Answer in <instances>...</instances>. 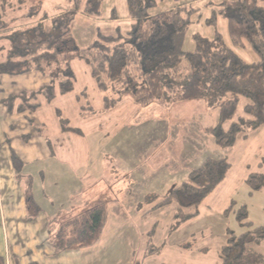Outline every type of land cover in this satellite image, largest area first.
Returning a JSON list of instances; mask_svg holds the SVG:
<instances>
[{"label": "trees", "instance_id": "1", "mask_svg": "<svg viewBox=\"0 0 264 264\" xmlns=\"http://www.w3.org/2000/svg\"><path fill=\"white\" fill-rule=\"evenodd\" d=\"M9 1L4 0L3 4ZM71 1L73 9L52 19L53 26L48 30L38 24L9 32L0 73L16 75L38 71L57 77L56 85L39 90L51 101L56 90L60 94L73 90L70 62L77 58L87 66L98 90L104 93L103 110L116 106L124 98H130L138 106L203 100L207 108L218 109L217 123L207 127L206 132L224 150L231 148L239 135L246 136L264 124V0H221L206 21L214 25L217 17L226 19L232 45L240 48L248 45L256 55L252 62L238 55L218 32L212 38L194 34L193 49L185 50L184 38L197 11L188 1L151 12L162 0H127L133 23L125 36L98 34L87 46L79 47L69 30L72 17L82 4L85 15L99 16L103 0ZM85 95L82 91L76 95V101ZM36 107L37 104L19 109ZM87 108L90 107L80 105L81 110ZM57 113L64 130L80 131L69 126L68 119L62 117L59 110ZM11 162L19 172L22 162L13 152ZM229 167L223 154L206 157L188 173L187 180L173 187L156 207L176 204L173 228L177 227L198 213L199 204L223 180ZM259 167L245 180L250 192L264 189V161ZM26 200L31 218L39 209L30 194ZM234 206L231 201L225 213ZM234 214L244 231L236 234L228 230V240L220 250L221 264H264V256L252 248L264 239V226H253L245 205L238 206ZM106 217L105 201L96 200L49 235L54 252L95 243ZM68 226L69 231H64ZM0 264H3L2 258Z\"/></svg>", "mask_w": 264, "mask_h": 264}, {"label": "rangeland", "instance_id": "2", "mask_svg": "<svg viewBox=\"0 0 264 264\" xmlns=\"http://www.w3.org/2000/svg\"><path fill=\"white\" fill-rule=\"evenodd\" d=\"M43 1L22 0L18 2V0H10L8 3L3 4L4 0H0L2 4V6L0 5V24L7 26L12 22V18H15L18 14H23V12L26 14L28 10L32 16L36 15L38 11L41 15V10H44L48 15H53L61 10H54L53 5L64 4L67 0H45V4ZM185 1L192 0L179 2L177 0L158 1L151 12L169 9ZM220 1L196 0L193 4L189 3L194 8L196 7L197 11L187 29L183 48L185 50L193 49L194 34L212 38L218 32L222 35L225 43L232 47L243 59L246 61L256 59V55L248 45L246 48L232 45L226 19L217 17L214 25L206 22L209 20L212 10L217 8ZM106 2L107 0L101 8L102 17L110 16L113 10L110 7L112 4L118 17L125 15L127 9L125 0H108V5H106ZM77 21L80 22L79 19ZM47 25L52 27V21H49ZM101 26L104 29L102 23ZM248 51L253 53L254 58L249 57ZM70 70L74 77V86L71 92L60 94L56 90V95L51 101H47L41 93L35 94L36 101L40 105L32 115L33 122H27L16 112L8 115L2 103H0V132L4 133L7 129V133L0 134V136L5 135L7 141L9 139L14 140L16 136L21 139V136L28 134V137H30L29 144L32 146L31 151L39 159L35 162H29L24 168L29 169L34 174V195L42 208L45 209V215L53 216L59 213L55 221L60 222L59 225L63 226L80 214L82 208L76 209V206L82 202V196H89L95 179L94 176L88 178L87 175L91 171L94 173L96 169L102 171L105 168L115 167L122 171H131V173L128 171L126 175L123 174L124 176L121 175L117 180L124 181L128 177L132 179V171L135 170L138 164L146 166L141 161L142 156H150L147 162L148 165L153 162L157 163V161L159 163L165 162L166 158L169 164L180 162L178 153L190 154L196 160L204 155L216 157L223 154L230 164V169L228 175L226 174V179L223 180L225 181L223 186L215 194L214 205L208 207L209 204L204 202L198 206V213L189 218L190 221L186 224L188 229L197 231L195 240L190 243V248H194L195 253L189 264H213V258L215 257L213 249L218 239V230L222 226L224 231L227 228V230H232L236 234L244 231V228L235 219L234 210L238 206H246L248 220L253 223L254 227L264 226V189L250 192L245 179H240V173L244 167L249 166V172L260 169L259 163L264 161V133L261 135L256 134L254 138L250 137L246 142L239 141L230 152L231 148L228 150L221 149L214 143L212 136L204 132L205 128L216 124L217 110L210 111L203 100L185 101L183 104L171 103V105L160 107L157 104L138 106L128 98L124 103L103 110L104 93L98 90L87 66L81 60L75 58L70 62ZM45 83L46 80L40 79L33 84V81L27 80L25 77H20L16 83H12L10 78L4 76L0 79L1 88L4 89V91H0V98L2 99L3 96L11 92L16 93L23 89L29 90L27 92L31 93L30 91L38 90ZM81 91H85L86 95L82 96L80 101H76V95H80ZM80 105L90 108L81 110ZM58 110L62 117L68 119V125L79 129L80 132L66 129L60 131ZM38 128H43V132L54 147L56 145L60 146L61 156L58 158L61 159V173L57 171L59 164L53 158L44 155L47 148L46 141L43 144L44 148L41 149L42 146L37 140L39 138ZM164 151L165 153H163ZM161 152L166 158H161ZM42 169L46 174L43 180L37 174V171ZM106 176L110 178V174L107 173ZM112 178L114 180V174ZM98 185L97 183L96 186ZM88 189L89 191H87ZM92 195L94 196V194H91L90 197ZM112 196L114 197L110 194L111 198ZM110 197L105 199L106 205L107 202L109 203ZM228 197L234 201L235 206L233 210L222 214L219 208ZM147 202L149 201L147 200ZM109 205L108 208L106 207L110 217L107 218L109 221L107 229L118 222L112 220L116 216L114 212L116 205ZM117 205L121 211L131 212L133 210L136 212L134 206L137 207V204L129 200H119ZM147 206V210H145L147 213L144 218L128 221L132 237L134 233L139 236L135 239V242L140 241L137 243L136 252L127 253L125 250L123 251V247L120 246L123 237H114L112 241H109L110 238L106 237L95 249L87 250L89 251L87 254L84 253V260H91V264H127L126 261L128 260H132V264H141L139 257L145 246L142 245L141 239L143 237L140 236L142 234L140 227L147 229L156 223L157 232L160 236L173 223L172 217L176 209L174 203L166 204V206L155 211L150 210L149 203ZM138 207L140 209L145 205L141 203ZM189 212H192L191 209ZM59 225L55 228L56 232L61 227ZM64 231H69V226ZM212 235L215 236L212 237ZM160 239L156 237L157 241H160ZM156 240L151 246L149 245L150 248L158 246L159 242ZM126 241H128V238H126ZM252 248L264 256V239L257 244H253ZM205 253L206 256L203 258L202 255ZM130 254H132V257H130Z\"/></svg>", "mask_w": 264, "mask_h": 264}, {"label": "crops", "instance_id": "3", "mask_svg": "<svg viewBox=\"0 0 264 264\" xmlns=\"http://www.w3.org/2000/svg\"><path fill=\"white\" fill-rule=\"evenodd\" d=\"M125 1L127 5V0ZM195 1L196 0L188 2L193 4ZM45 2L46 1L44 0L43 3L45 4ZM107 2L106 5H108ZM43 3L40 6L41 8ZM104 4L105 0H103L101 8L104 6ZM0 5L2 6L1 3ZM53 6L52 7L54 10H61H58V12L54 13L53 15H48L44 10L40 9L42 14L39 15L40 12L38 11V13L34 16L29 14L28 10L26 14L23 12V14H18L15 18H12V22L9 24V26L4 27L3 24H0V63L4 61L7 53L9 44L7 36L9 35V32L19 29L32 28L38 24H42L43 27L48 30L49 26L47 23L64 13L70 12L73 9V2L71 0H67L64 4H54ZM44 7L46 6L44 5ZM82 7L83 4L75 12L69 23V30L76 45L79 47L87 46L93 39H95L98 34L105 36H115L118 33L122 36H125L129 32L133 23V19L129 16L128 6L126 7L127 9L125 15L123 17H118L113 4L110 5L113 10L110 16H105V18L102 17L101 14L97 17L87 16L82 12ZM78 19L80 22L77 21ZM101 23L104 25V29L102 28ZM248 53L249 57H253V53L250 51H248ZM4 76L10 78L12 83H16L17 79L20 77H25L27 80L30 79L33 81V84L35 81L40 79L46 80V83L43 86H41L36 91H30L31 93L27 92L29 90L23 89L16 93L11 92L6 96H3L2 99L0 98V103H2L8 115H12L13 112H16L17 114L19 113L22 118L27 120V122H33L34 120L32 115L40 105V103L36 101L35 94H39V90L45 86L57 84V77H53L49 74H42L38 71H30L16 75L0 73V79ZM1 87L2 86L0 85V91H4V89ZM3 95H5V93H3ZM126 99L128 98H124L118 104L126 102ZM130 101L132 102L131 99ZM185 101L191 100H183L173 103L183 104ZM36 104L37 107L32 110L26 108L24 111H20L19 109L20 106L29 107L30 105ZM153 104H157L160 107L165 106V104ZM244 104L245 102H243V105ZM211 110H217L218 121V109H210V111ZM59 126H61V123ZM63 130L64 129L61 126L60 131ZM37 132L39 135L37 140L42 146L41 149L44 148L43 144L46 141L45 144L47 148L44 152V155H47L48 158H53L59 164L57 171L61 173V159L58 158L61 156L59 150L60 146H53L50 139H48V137L43 132V128H38ZM204 132L207 133L206 128L204 129ZM4 133H7V129ZM4 133H2V131L0 132V134ZM263 133L264 124L246 136L239 135L233 146L238 144L239 141L246 142L248 138H254L256 134L261 135ZM28 136V134L23 135L21 136V139L16 136L14 137V140L9 139L7 141L5 140V135L3 137L0 136V258H2L3 264H91V260H84V253L87 254V252H89L87 250L95 249L105 240L106 237L110 238L109 241H112L114 237H123V241L120 245L123 247V251L125 250L127 253L136 252V246L138 245L137 243L140 241L135 242V239L139 236H137V233H134V236L132 237V233L129 229L130 224L128 221L140 220L144 218V215L147 213L145 210H147L148 203L150 205L149 208L151 211H155L160 208H157L156 205L163 201L167 195V192H169L167 190L172 189L173 187L187 180L188 173L192 169L198 167L206 157H209L201 154L204 156H201L199 160H196V158L192 157L190 154L185 155V153H178V160L180 162L169 164L166 156H163V153H165L164 151L163 153L161 152L160 156L161 158H166L165 162L159 163L157 161V163L153 162L147 165V162L149 161L148 158L150 156H142L141 161L144 162L146 166H141L138 164L135 170L132 171V179H129L127 176L128 180L125 179L124 181L117 180L121 175H126L129 170L122 171L121 169L110 167L105 168L102 171L101 169H96L94 173L91 171L87 177H95L94 182L92 183L93 189L90 190L91 193L89 196H82V202L76 206V209L82 208L81 210L84 211L98 199L102 198L104 201H106L105 199L110 197L111 194L114 195V197L119 198H114L113 196L112 198L110 197L111 199L109 200V203L107 202L106 207L108 208L109 204L116 205V208H114L116 216L112 218V220H117L118 222H116L111 228L107 229V224H109L107 218H110L107 211L106 222L99 239L95 243L87 247H78L57 253L54 252V248L49 241V235L56 231L55 228L60 223L55 221L56 216L59 215V213L54 214L53 216H47L44 214L45 209L42 208L34 195V174L30 172L29 169L24 168L29 162H35L39 160L36 156H34L35 153H32L31 151L32 146L29 144L30 137ZM233 146L229 150L230 152ZM12 152L15 153L22 162V167L19 172L15 171L12 165ZM65 171L66 170L64 169V173L66 174ZM228 171L226 172L227 175L229 173ZM107 173L110 174V178L106 176ZM129 173H131V171H129ZM249 173V166L244 167L243 171L240 173V179L246 180ZM37 174L42 180L46 175L43 169L38 170ZM113 174L115 181L112 178ZM226 174L223 180L226 179ZM222 181L213 189V191H211V193L207 195L208 197H205L199 206L204 202L209 204L208 207H210V205H214L216 199L215 194L220 190L225 182ZM28 183H30V188H28ZM97 183L99 184L98 186H96ZM165 189L167 190L165 191ZM87 191H89V189ZM27 194L31 195L33 202L38 206L39 209L38 213L31 218L29 217V212L27 209ZM91 194H94V196L92 195V197H90ZM206 199L210 201H207ZM119 200H129L132 203L137 204V207L134 206L136 212L133 210H131V212L121 211L120 207H117ZM147 200L149 202L146 203ZM231 201V198L228 197L221 208H219L222 214H225V210L228 208ZM141 203H143L145 207L139 209L138 205ZM82 211L80 213H82ZM172 218L174 223V213ZM189 221L190 219L185 220L175 228H173V223H171L167 230L161 233L160 236L157 232L156 223L149 226L147 229L140 227V232L142 233L140 236L143 237V239H141L142 245L145 246L142 249L141 256L139 257L141 264H189V262L193 260L195 253L194 248H190V243L191 241L195 240L194 238L197 236V231L188 229L186 227V224H188ZM217 235L218 239L216 240L215 248L213 249V254L215 256L213 258V264H221L220 250L226 244L229 237L227 228L224 231V227L222 226L220 230H218ZM213 236L215 235H212V237ZM156 237L161 238L160 241H157ZM126 238H128V241H126ZM155 240L159 242L158 246H156V248H150L149 245L151 246ZM205 256L206 253L202 255L203 258H205ZM130 257H132V254H130ZM126 262L127 264H132L133 261L128 260Z\"/></svg>", "mask_w": 264, "mask_h": 264}]
</instances>
